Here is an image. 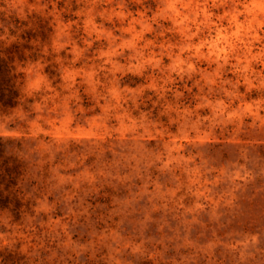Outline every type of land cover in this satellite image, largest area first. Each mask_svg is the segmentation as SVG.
Returning <instances> with one entry per match:
<instances>
[{"label":"clouds","instance_id":"clouds-1","mask_svg":"<svg viewBox=\"0 0 264 264\" xmlns=\"http://www.w3.org/2000/svg\"><path fill=\"white\" fill-rule=\"evenodd\" d=\"M0 68V264H264V0H0Z\"/></svg>","mask_w":264,"mask_h":264},{"label":"trees","instance_id":"trees-1","mask_svg":"<svg viewBox=\"0 0 264 264\" xmlns=\"http://www.w3.org/2000/svg\"><path fill=\"white\" fill-rule=\"evenodd\" d=\"M6 71H7L6 68H0V74H4V73H6ZM3 83L6 85L7 81L4 80Z\"/></svg>","mask_w":264,"mask_h":264}]
</instances>
